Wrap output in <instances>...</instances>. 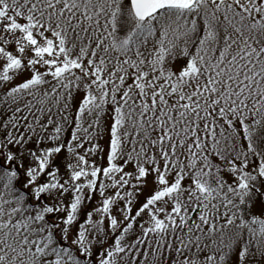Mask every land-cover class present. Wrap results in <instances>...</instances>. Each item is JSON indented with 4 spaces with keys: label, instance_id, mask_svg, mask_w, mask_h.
Listing matches in <instances>:
<instances>
[{
    "label": "snow or ice",
    "instance_id": "1",
    "mask_svg": "<svg viewBox=\"0 0 264 264\" xmlns=\"http://www.w3.org/2000/svg\"><path fill=\"white\" fill-rule=\"evenodd\" d=\"M0 264H264V0H0Z\"/></svg>",
    "mask_w": 264,
    "mask_h": 264
},
{
    "label": "rangeland",
    "instance_id": "2",
    "mask_svg": "<svg viewBox=\"0 0 264 264\" xmlns=\"http://www.w3.org/2000/svg\"><path fill=\"white\" fill-rule=\"evenodd\" d=\"M54 112H55V109H54ZM73 115H74V110H73ZM74 128V125L72 124L71 122V119L69 120L68 124L66 125V132L64 134V139L67 140V139H70V133L71 131L73 130ZM104 128L106 129L107 128V121L104 122ZM51 130V129H49ZM107 141H108V133L107 131L105 130L104 131V135H103V139H101L99 142L101 144L102 147L105 148V151L107 150ZM85 147H88V145H85ZM81 152H83V149L80 150ZM67 155V153H62L61 156L59 157V160L61 162V165H63V161H64V157ZM95 158V157H94ZM97 163L98 164H104L106 163V161H102V160H99L97 159ZM126 170L128 171H131L132 170V166L129 165ZM61 174L62 175H66V171L65 169L63 168V166H61ZM111 191V190H110ZM100 197L98 194H95L93 196V200L91 201V203L87 204V209L88 210H91L92 208H94L95 206H97V203L99 201ZM142 199V197H141ZM68 200V197H65V202H67ZM139 203V201H134V205H133V213L135 212L136 210V205ZM119 207H123V203L121 202L119 205H117L114 210H113V214L116 215L118 218L120 216V213L118 211V208ZM62 215V214H61ZM140 223V220L138 219L137 220V227H136V231H138V224ZM105 224L107 225V221H105ZM70 239H71V235H70V238H69V242H70ZM109 243H111V240H109ZM151 258V257H150Z\"/></svg>",
    "mask_w": 264,
    "mask_h": 264
}]
</instances>
